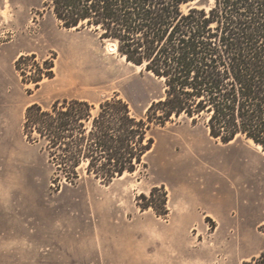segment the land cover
<instances>
[{"label": "rangeland", "instance_id": "rangeland-1", "mask_svg": "<svg viewBox=\"0 0 264 264\" xmlns=\"http://www.w3.org/2000/svg\"><path fill=\"white\" fill-rule=\"evenodd\" d=\"M46 0H0V264H245L264 248V154L210 136L203 115L153 126L110 180L87 137L99 104L144 116L164 83L127 63L94 25L66 29ZM199 1V2H198ZM213 0H197L209 10ZM116 44V45H115ZM143 67V66H142ZM85 101L92 117L54 154L24 133L26 108ZM34 134L33 137H37ZM79 161L68 172L66 159Z\"/></svg>", "mask_w": 264, "mask_h": 264}, {"label": "trees", "instance_id": "trees-1", "mask_svg": "<svg viewBox=\"0 0 264 264\" xmlns=\"http://www.w3.org/2000/svg\"><path fill=\"white\" fill-rule=\"evenodd\" d=\"M45 5L66 29L94 25L127 63L162 79L164 93L139 118L121 99L100 103L93 119V105L85 101H55L45 109L34 103L23 124L29 141L43 140L54 154L60 133L66 138L76 128L85 133L91 119L82 139L92 140V152L106 157L89 159L88 171L105 180L134 172L152 143H143L146 133L180 117L196 120L202 114L210 136L226 143L238 134L264 152V0H213L209 10L197 0H46ZM65 162L75 175L79 161ZM245 264H264V248Z\"/></svg>", "mask_w": 264, "mask_h": 264}, {"label": "bare ground", "instance_id": "bare-ground-1", "mask_svg": "<svg viewBox=\"0 0 264 264\" xmlns=\"http://www.w3.org/2000/svg\"><path fill=\"white\" fill-rule=\"evenodd\" d=\"M112 48V50L114 51V52H116V47H111ZM250 144H252V145H255L254 143H253V141L252 140H249L248 141ZM256 147V149H258V150H260L261 151V148L259 147V146H255ZM262 153V152H261ZM262 154H264V152L262 153Z\"/></svg>", "mask_w": 264, "mask_h": 264}]
</instances>
